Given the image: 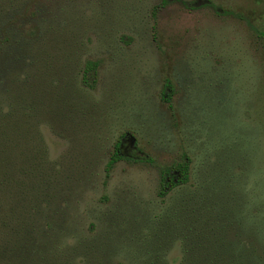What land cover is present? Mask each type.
I'll return each instance as SVG.
<instances>
[{
	"label": "rangeland",
	"instance_id": "obj_1",
	"mask_svg": "<svg viewBox=\"0 0 264 264\" xmlns=\"http://www.w3.org/2000/svg\"><path fill=\"white\" fill-rule=\"evenodd\" d=\"M191 1L29 0L21 16L25 34L76 42L78 61L99 63L86 113L102 160L88 167L77 216L112 246L115 263L151 254L152 221L168 205L155 195V167L118 162L103 183L102 153L122 132L156 163L186 150L199 173L211 167L228 196H244L246 224L252 208L264 216V0H207L218 11L181 3ZM165 80L170 108L160 98ZM44 136L57 158L66 146ZM163 244L165 262L177 264L179 241Z\"/></svg>",
	"mask_w": 264,
	"mask_h": 264
},
{
	"label": "trees",
	"instance_id": "obj_2",
	"mask_svg": "<svg viewBox=\"0 0 264 264\" xmlns=\"http://www.w3.org/2000/svg\"><path fill=\"white\" fill-rule=\"evenodd\" d=\"M28 1L0 0V264H123L77 216L79 195L92 183L88 167L102 160L89 131L98 125L86 113L99 63L78 61L76 42L58 46L43 32L25 34ZM181 3L218 11L207 0ZM169 93L165 80L160 98L168 108ZM46 130L66 146L57 158L49 156ZM109 147L103 183L118 162L149 165L157 170L156 197L168 202L152 221V252L138 264H167L163 242L173 240L180 243L177 264H264L262 209L252 208L246 224L244 196L219 188L214 169L199 173L186 150L156 163L129 132Z\"/></svg>",
	"mask_w": 264,
	"mask_h": 264
}]
</instances>
